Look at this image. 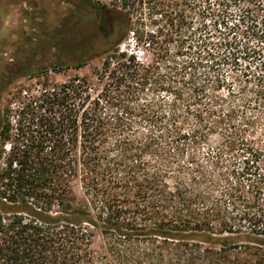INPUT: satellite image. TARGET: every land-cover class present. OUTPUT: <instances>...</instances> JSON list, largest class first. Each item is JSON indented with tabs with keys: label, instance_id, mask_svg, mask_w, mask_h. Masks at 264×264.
Returning a JSON list of instances; mask_svg holds the SVG:
<instances>
[{
	"label": "trees",
	"instance_id": "1",
	"mask_svg": "<svg viewBox=\"0 0 264 264\" xmlns=\"http://www.w3.org/2000/svg\"><path fill=\"white\" fill-rule=\"evenodd\" d=\"M112 1L101 75L1 126L0 264H264V0H172L146 61L117 48L144 0Z\"/></svg>",
	"mask_w": 264,
	"mask_h": 264
},
{
	"label": "rangeland",
	"instance_id": "2",
	"mask_svg": "<svg viewBox=\"0 0 264 264\" xmlns=\"http://www.w3.org/2000/svg\"><path fill=\"white\" fill-rule=\"evenodd\" d=\"M171 1L144 0L138 12H133L132 25L117 45L118 50L134 54L142 61L149 57L133 38L137 21L146 32L158 30L169 48L181 40L179 29L185 34L188 25L178 19L172 28L168 26ZM114 3L112 0H0V129L7 127L12 138L20 136L32 117L29 112L33 109V97L39 95L45 83L60 86L74 75L92 80L101 75L103 62L112 55V50H103L116 41L118 36L113 35V29L123 21V8ZM165 29H169L168 34ZM78 62H83L81 68L71 67ZM258 130L264 131V114ZM258 200L264 205V192Z\"/></svg>",
	"mask_w": 264,
	"mask_h": 264
}]
</instances>
